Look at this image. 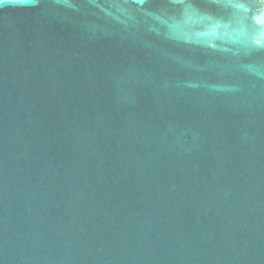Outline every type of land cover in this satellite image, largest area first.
I'll return each instance as SVG.
<instances>
[{"label": "water", "instance_id": "1", "mask_svg": "<svg viewBox=\"0 0 264 264\" xmlns=\"http://www.w3.org/2000/svg\"><path fill=\"white\" fill-rule=\"evenodd\" d=\"M0 264H264V0H4Z\"/></svg>", "mask_w": 264, "mask_h": 264}, {"label": "snow or ice", "instance_id": "2", "mask_svg": "<svg viewBox=\"0 0 264 264\" xmlns=\"http://www.w3.org/2000/svg\"><path fill=\"white\" fill-rule=\"evenodd\" d=\"M4 3V0H0V4H3Z\"/></svg>", "mask_w": 264, "mask_h": 264}]
</instances>
